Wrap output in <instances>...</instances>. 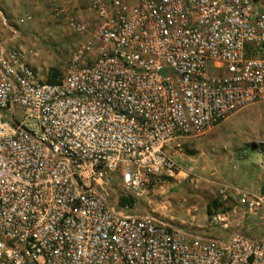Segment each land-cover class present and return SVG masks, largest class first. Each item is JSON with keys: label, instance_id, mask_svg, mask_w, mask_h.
I'll use <instances>...</instances> for the list:
<instances>
[{"label": "built area", "instance_id": "1", "mask_svg": "<svg viewBox=\"0 0 264 264\" xmlns=\"http://www.w3.org/2000/svg\"><path fill=\"white\" fill-rule=\"evenodd\" d=\"M91 9L92 27L69 23L88 38L56 83L8 46L18 32L0 16V264H264V229L244 233L264 228V184L206 218L221 240L163 214L178 141L264 103V0Z\"/></svg>", "mask_w": 264, "mask_h": 264}, {"label": "rangeland", "instance_id": "2", "mask_svg": "<svg viewBox=\"0 0 264 264\" xmlns=\"http://www.w3.org/2000/svg\"><path fill=\"white\" fill-rule=\"evenodd\" d=\"M91 1L0 0V16L18 32L8 46L31 50L35 54L31 63L44 79L50 69L61 76L65 63L88 38V35L74 33L70 21H85L90 27L96 22ZM0 29L3 34H9L1 19ZM178 145L183 154L182 172L167 185L165 198L169 206L168 210H163L164 216L187 236L205 234L219 240L226 238L229 231L205 229V208L211 205L210 214L216 210L228 211L234 206L231 197L235 191L253 194L262 188L264 103L232 113L205 134L180 139ZM112 188L109 193L117 195L118 189ZM212 201L216 203L213 205ZM190 207L196 208L192 218L187 212ZM144 211L143 205L138 203L128 213ZM198 225L203 228H195ZM263 229L244 233L257 236L263 234Z\"/></svg>", "mask_w": 264, "mask_h": 264}, {"label": "trees", "instance_id": "3", "mask_svg": "<svg viewBox=\"0 0 264 264\" xmlns=\"http://www.w3.org/2000/svg\"><path fill=\"white\" fill-rule=\"evenodd\" d=\"M60 75L57 71L50 69L49 73L47 74V77L44 79V82L46 83H56L59 79ZM125 199H120L119 203L122 204ZM216 202L212 201V204L214 205ZM216 206V205H215ZM210 209L211 205H207L205 208V214L208 217L210 215Z\"/></svg>", "mask_w": 264, "mask_h": 264}, {"label": "crops", "instance_id": "4", "mask_svg": "<svg viewBox=\"0 0 264 264\" xmlns=\"http://www.w3.org/2000/svg\"><path fill=\"white\" fill-rule=\"evenodd\" d=\"M228 118V117H227ZM226 118V119H227ZM225 119V120H226ZM223 122V121H222ZM194 226H192V228H193ZM195 228H197V229H202L203 228V226H201V225H198V226H195ZM205 228V227H204ZM206 230H208V228H205ZM210 230V229H209ZM193 236H203V237H210V235H205V234H196V235H193Z\"/></svg>", "mask_w": 264, "mask_h": 264}]
</instances>
